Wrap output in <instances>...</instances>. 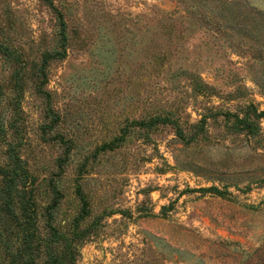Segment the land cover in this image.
<instances>
[{
	"label": "rangeland",
	"instance_id": "1",
	"mask_svg": "<svg viewBox=\"0 0 264 264\" xmlns=\"http://www.w3.org/2000/svg\"><path fill=\"white\" fill-rule=\"evenodd\" d=\"M55 189L67 264H264V0H0V264Z\"/></svg>",
	"mask_w": 264,
	"mask_h": 264
},
{
	"label": "trees",
	"instance_id": "2",
	"mask_svg": "<svg viewBox=\"0 0 264 264\" xmlns=\"http://www.w3.org/2000/svg\"><path fill=\"white\" fill-rule=\"evenodd\" d=\"M60 195V192L55 189V195L52 199V202L46 209L45 228L49 235L40 236V234L36 232V229L31 227L30 230H24L22 233V237L24 239V246L22 248L23 250H20L19 247L13 250L12 246L6 243L7 255L2 260V264H34L36 254H33V250L36 251L37 248H41L42 252L47 256L46 263L67 264V256L71 255L70 257H72V252L74 251L73 247L75 248L76 245H74L73 239H70L66 234L60 232L54 224L53 210L59 203ZM2 196L3 192L0 190V200ZM1 207L2 206L0 204V211ZM2 220L3 219L0 212V237H2L1 233L6 231V226L2 227ZM25 226H27V224ZM33 242H35L34 248Z\"/></svg>",
	"mask_w": 264,
	"mask_h": 264
}]
</instances>
